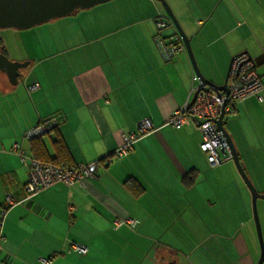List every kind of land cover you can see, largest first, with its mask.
Listing matches in <instances>:
<instances>
[{
  "label": "crops",
  "instance_id": "crops-1",
  "mask_svg": "<svg viewBox=\"0 0 264 264\" xmlns=\"http://www.w3.org/2000/svg\"><path fill=\"white\" fill-rule=\"evenodd\" d=\"M166 1L208 81L223 85L241 53L264 73V0ZM165 14L155 0H111L38 26L34 40L13 51L11 60L29 65L16 86L0 72V264L258 263L252 196L235 163L211 167L201 132L168 124L199 80L186 51L161 58L154 37ZM54 115L73 164L98 163V170L73 188L27 198L28 171L11 149L19 143L33 153L25 133ZM143 119L154 130L117 157L122 135ZM224 124L264 194V92L238 103ZM54 138L42 140L51 157ZM190 171L197 177L187 187ZM11 194L19 202L7 208ZM126 218L139 225H115Z\"/></svg>",
  "mask_w": 264,
  "mask_h": 264
},
{
  "label": "built area",
  "instance_id": "built-area-1",
  "mask_svg": "<svg viewBox=\"0 0 264 264\" xmlns=\"http://www.w3.org/2000/svg\"><path fill=\"white\" fill-rule=\"evenodd\" d=\"M156 26L158 33L154 37V41L164 62H171L179 53L186 51L177 32L171 36L162 33L173 26L166 14L156 19ZM38 87V84H33L29 90H35ZM228 89L229 95L226 96L224 92L204 86L199 82V85L191 90L186 104L174 111L168 119V124L174 129L194 126L201 132L203 140L200 150L211 167L233 161L230 144L219 126L220 117L223 115V122H225L226 118L234 112L238 103L249 98L260 97L264 92V73L259 71V67L249 54L241 53L233 58L229 69ZM194 97H196L195 102L191 104ZM61 122L60 115L42 120L25 133L24 139L32 141L35 138L51 135ZM153 130L154 126L150 120H141L134 132L122 135V143L115 155L119 158L127 156L133 150L136 141ZM11 151L28 171V181L24 186L27 198L55 185L73 188L82 180L93 178L98 170V163L66 167L43 162L33 153L25 151L19 143L14 144ZM18 202L14 195H8L6 207L13 206ZM124 224L136 228L139 222L133 218H126L115 223L117 227ZM72 249L80 254L88 253V248L81 244L73 245ZM43 261L46 264H51V260Z\"/></svg>",
  "mask_w": 264,
  "mask_h": 264
},
{
  "label": "water",
  "instance_id": "water-1",
  "mask_svg": "<svg viewBox=\"0 0 264 264\" xmlns=\"http://www.w3.org/2000/svg\"><path fill=\"white\" fill-rule=\"evenodd\" d=\"M111 0H0V30L5 29H15V30H28L33 27L43 25L45 23L69 17L77 13L78 10H89L96 6L110 2ZM160 3L163 7L166 15L172 22V25L176 28L177 33L181 37L185 50L189 56L194 73L198 78L199 82L204 86H209L211 88L217 89L229 95L228 89V78L229 73L225 79L223 85H216L208 81L201 73L196 57L194 55L191 39L186 35L182 26L180 25L178 19L176 18L172 8L166 0H155ZM29 62H18L12 61L10 58L0 52V72L6 74L11 85L16 86L19 83L21 73L20 70L28 67ZM193 98L191 104L195 102ZM223 115L219 119L220 129L226 136L232 153L233 162L235 163L238 172L240 173L242 179L247 185L250 193L252 195V211L253 218L256 224L257 236L261 246V255L257 264L264 263V240L262 235V228L260 224V219L258 215V200L264 199V194H260L256 187L251 182L250 178L247 176L244 168L241 165L238 152L234 146L232 138L229 132L225 128L223 122Z\"/></svg>",
  "mask_w": 264,
  "mask_h": 264
},
{
  "label": "trees",
  "instance_id": "trees-1",
  "mask_svg": "<svg viewBox=\"0 0 264 264\" xmlns=\"http://www.w3.org/2000/svg\"><path fill=\"white\" fill-rule=\"evenodd\" d=\"M78 10L77 12H79ZM0 52L4 55L8 56V53L5 49L3 40L0 38ZM58 127L54 130V141H53V150H54V156L51 157L49 153L47 152L45 145L43 143V138H35L32 142V150L34 155L41 161L52 163L56 165H63L66 167H75V165L72 162L71 155L69 153V150L64 143L63 139L60 137L59 134H57ZM197 174L195 171H190L183 177V181L187 187H192L196 181ZM137 194L141 193V189L138 187L136 190Z\"/></svg>",
  "mask_w": 264,
  "mask_h": 264
},
{
  "label": "rangeland",
  "instance_id": "rangeland-1",
  "mask_svg": "<svg viewBox=\"0 0 264 264\" xmlns=\"http://www.w3.org/2000/svg\"><path fill=\"white\" fill-rule=\"evenodd\" d=\"M37 28H38V26L33 27L31 29H28V30H15V29L0 30V38L3 40V42L8 43V45L10 47H12V49L14 48L12 50V55L8 56L10 58V60L12 59V57L16 56L15 52H13L15 49L16 50L18 49V51H22L23 44L25 41L34 40V34H36V32L39 30ZM46 31L47 30H44V32H46ZM24 70L25 69H22L20 71L23 72ZM261 202H264V199H262V200L260 199V204H264ZM262 206L263 205H261L259 207V205L257 204L258 215H259V219H260V224H261V228H262V235H263V240H264V207H262ZM252 224H253L252 226H253V230H254V238H255L254 240H255V243L257 245L256 250H257V254H259L258 259L256 261V262H258L260 259V255H261V246H260L259 239L257 236L256 224H255L254 220H253Z\"/></svg>",
  "mask_w": 264,
  "mask_h": 264
}]
</instances>
